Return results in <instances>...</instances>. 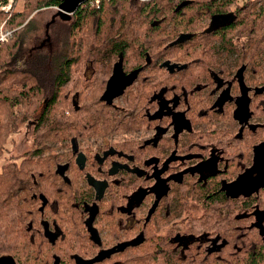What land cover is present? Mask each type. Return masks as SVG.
<instances>
[{
	"label": "flooded vegetation",
	"instance_id": "1",
	"mask_svg": "<svg viewBox=\"0 0 264 264\" xmlns=\"http://www.w3.org/2000/svg\"><path fill=\"white\" fill-rule=\"evenodd\" d=\"M231 1L180 11L189 28L179 33L183 60L157 56L153 43L146 69L114 68L98 95L110 107L108 119L100 117L84 137L53 144L51 152L77 168L83 197L67 213L76 222L62 223L60 211L40 217L51 264H223L220 252L228 246L235 254L246 239L264 251V34H251L246 0ZM180 2L178 9L186 4ZM163 12L151 25L169 34V10ZM188 50L195 57L184 62ZM138 154L149 156V174L132 160ZM190 168L198 172L196 186L208 185L214 197L183 195ZM138 177L150 180L140 187ZM209 199L221 215L204 229L193 221ZM214 221L224 228H211Z\"/></svg>",
	"mask_w": 264,
	"mask_h": 264
},
{
	"label": "trees",
	"instance_id": "2",
	"mask_svg": "<svg viewBox=\"0 0 264 264\" xmlns=\"http://www.w3.org/2000/svg\"><path fill=\"white\" fill-rule=\"evenodd\" d=\"M179 1L186 4L178 9ZM5 2L0 0V4ZM60 2L23 0L21 10H15L13 3L8 12L0 10V18L12 32L0 44V153L6 149L8 140L14 141L13 135L25 123L30 121L33 125L34 148L0 167V259L6 254L17 264H51L53 246L43 237L40 217L42 214L52 217L60 211V220L68 224L73 217L67 213L76 211L72 200L81 196L77 192V168L72 161L62 163L63 155L51 152L56 147L53 144L74 136L84 137L100 117L108 119L110 107L98 102L106 78L114 68L130 71L141 66L146 69L153 43L157 56L168 52L173 61L180 63L183 60L179 57L180 47L185 41L180 40L179 33L189 28L182 27L186 26L185 19L179 20L177 15L183 10L190 11L197 3L209 8L215 5V0H88L71 15L59 14L56 10L57 16L45 22L41 34L30 35L34 22L29 17L36 10L57 8ZM246 4L251 14V34L263 36L264 0H246ZM164 9L169 10V34L151 25L154 18L159 19L165 13ZM188 52L184 62L195 57L193 51ZM74 98H77L76 104ZM145 99L141 97L142 101ZM148 158L142 154L132 156L147 174L151 170L143 163ZM163 158L160 155L157 159ZM59 168L65 172L64 180ZM197 174L189 169L184 177L183 195L198 197L204 192L214 197L208 185L196 186L193 182ZM149 180L138 177L139 186ZM128 186L132 187V183ZM174 194L179 195L178 191ZM209 201L204 204L205 214L193 221L204 229H209L212 220L221 215L216 214L215 201ZM212 224L211 228L225 226L221 221ZM163 243L173 255V247L165 240ZM244 244L241 251L236 247L235 254L228 246L222 250L221 263L264 264V251L250 248L256 244L254 239L252 242L246 239Z\"/></svg>",
	"mask_w": 264,
	"mask_h": 264
},
{
	"label": "rangeland",
	"instance_id": "3",
	"mask_svg": "<svg viewBox=\"0 0 264 264\" xmlns=\"http://www.w3.org/2000/svg\"><path fill=\"white\" fill-rule=\"evenodd\" d=\"M13 1H14L13 5H14L15 10H21L23 8L22 7L23 6V0H13ZM56 10H57L56 7L41 9L38 11L36 10L29 17V18H32L31 21L34 22L33 26H31L32 31H30L29 34L30 35L41 34L42 30H43V25L45 24V22L57 16ZM26 22H27V20H26ZM27 45L30 47V45H32V41H31L30 45L28 43H27ZM29 47H27V48H29ZM32 127H33L32 122L29 121V122L25 123L20 128V130H18V132H16L13 135L14 141H11V140L7 141L6 146H5L6 149L4 150V152L0 153V167L5 162H8L9 160L13 161L15 159L16 155L22 154L23 152H25L27 150H31L34 148L32 145V138H31ZM131 137L141 139V138H146L147 135L143 136L141 134H135V135H132ZM143 194L144 193L141 192V196ZM175 225L180 227L179 223H175Z\"/></svg>",
	"mask_w": 264,
	"mask_h": 264
},
{
	"label": "water",
	"instance_id": "4",
	"mask_svg": "<svg viewBox=\"0 0 264 264\" xmlns=\"http://www.w3.org/2000/svg\"><path fill=\"white\" fill-rule=\"evenodd\" d=\"M86 1L88 0H61L60 4L57 7V12L63 15H71L79 8V6H81ZM163 64L167 65L169 68H174L175 66H177V64H169L168 62H165ZM177 67L183 68L185 67V65Z\"/></svg>",
	"mask_w": 264,
	"mask_h": 264
},
{
	"label": "built area",
	"instance_id": "5",
	"mask_svg": "<svg viewBox=\"0 0 264 264\" xmlns=\"http://www.w3.org/2000/svg\"><path fill=\"white\" fill-rule=\"evenodd\" d=\"M13 0H6L5 3L0 4V10L8 12L11 9ZM11 30L5 26V20L0 18V44L7 41L11 37Z\"/></svg>",
	"mask_w": 264,
	"mask_h": 264
}]
</instances>
